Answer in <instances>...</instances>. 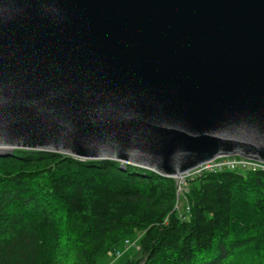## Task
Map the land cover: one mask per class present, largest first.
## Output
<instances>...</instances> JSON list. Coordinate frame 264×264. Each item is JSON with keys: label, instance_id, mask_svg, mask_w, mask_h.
Segmentation results:
<instances>
[{"label": "water", "instance_id": "1", "mask_svg": "<svg viewBox=\"0 0 264 264\" xmlns=\"http://www.w3.org/2000/svg\"><path fill=\"white\" fill-rule=\"evenodd\" d=\"M14 149L165 177L264 162V0H0V157Z\"/></svg>", "mask_w": 264, "mask_h": 264}, {"label": "trees", "instance_id": "2", "mask_svg": "<svg viewBox=\"0 0 264 264\" xmlns=\"http://www.w3.org/2000/svg\"><path fill=\"white\" fill-rule=\"evenodd\" d=\"M173 177L112 160L15 149L0 157V264H264V170ZM183 202L182 210L176 208Z\"/></svg>", "mask_w": 264, "mask_h": 264}, {"label": "built area", "instance_id": "3", "mask_svg": "<svg viewBox=\"0 0 264 264\" xmlns=\"http://www.w3.org/2000/svg\"><path fill=\"white\" fill-rule=\"evenodd\" d=\"M222 158V159H221ZM221 160H218V158L211 159L209 161H206L196 168L185 172L184 174H181L179 176L173 177L178 178L181 177L184 185L187 183V178L192 177L193 175L201 174L202 172L206 171H216V170H247V169H262L264 170V162L252 160L244 157H221ZM185 187H183L184 189ZM186 189V188H185ZM178 193V192H177ZM183 193V192H182ZM179 194V193H178ZM135 245V242L130 239H125L120 247H117L113 249V256L114 257H120L125 251H128L129 249H132Z\"/></svg>", "mask_w": 264, "mask_h": 264}, {"label": "rangeland", "instance_id": "4", "mask_svg": "<svg viewBox=\"0 0 264 264\" xmlns=\"http://www.w3.org/2000/svg\"><path fill=\"white\" fill-rule=\"evenodd\" d=\"M20 150H30V149H20ZM32 151H34V150H32ZM221 157H223V156H218L216 158H218V160H221L222 159ZM226 157H233L234 158L236 156H226ZM175 181H176V185H177L176 194L178 196L179 195L182 196V194L187 191V189H185L187 187V184L185 183V185H184L181 177L175 178ZM183 187H185V188L183 189ZM182 207H183V202L181 200H179L175 209L181 211ZM138 240H139V236H137L136 238H133V241L135 242V245H134L135 247H133L132 249H129L128 251H125L118 258L113 256V254H112L113 253V249H112L110 252H108L106 254V256L100 261L99 264H125L127 259H131L132 257L137 256L138 251H139V244H138L139 241Z\"/></svg>", "mask_w": 264, "mask_h": 264}, {"label": "bare ground", "instance_id": "5", "mask_svg": "<svg viewBox=\"0 0 264 264\" xmlns=\"http://www.w3.org/2000/svg\"><path fill=\"white\" fill-rule=\"evenodd\" d=\"M2 150V149H1Z\"/></svg>", "mask_w": 264, "mask_h": 264}]
</instances>
